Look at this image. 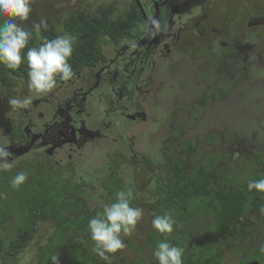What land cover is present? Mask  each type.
Instances as JSON below:
<instances>
[{"label": "flooded vegetation", "instance_id": "1", "mask_svg": "<svg viewBox=\"0 0 264 264\" xmlns=\"http://www.w3.org/2000/svg\"><path fill=\"white\" fill-rule=\"evenodd\" d=\"M103 6L123 20L115 31L123 35L104 36L95 64L56 82L54 90L61 88V94L50 91L39 104L33 99L19 119L0 122L5 136L0 144L13 153L10 178L24 169L28 189L43 187L44 193L62 195L69 211L76 202L82 212L97 211L101 204L115 202L117 192L132 188L131 206L152 217L140 246H132L127 236L122 239L130 249L150 253L127 261L118 251L108 254L106 264L136 259L152 264V247L142 248L156 231L151 225L156 214L147 203L165 187L168 159L189 154L187 141L198 156L195 149L210 151L229 167L241 158L264 160V5L256 0H105L96 12L69 9L56 22L68 13L96 22ZM0 93L9 91L0 87ZM35 107L42 111L33 116ZM140 192L145 198L138 203ZM16 197L0 192V203H8L11 213L18 210ZM31 208L36 219L39 213ZM17 226L9 217L1 227L5 242L9 235L17 236ZM60 226L38 220L28 245L10 256L9 264H43V250L61 242L50 239ZM66 253L57 248L59 261H65ZM91 262L104 264L98 256Z\"/></svg>", "mask_w": 264, "mask_h": 264}, {"label": "trees", "instance_id": "2", "mask_svg": "<svg viewBox=\"0 0 264 264\" xmlns=\"http://www.w3.org/2000/svg\"><path fill=\"white\" fill-rule=\"evenodd\" d=\"M100 13L96 22H89L85 18L80 21L73 13L64 14L58 22L47 21L46 26L41 27L39 35L33 32L28 47L38 46L44 39L50 40L57 35H68L75 37L69 60L73 72L79 71L83 65L95 64L100 40L104 36L123 35V32H115L123 20L111 16L109 6L100 7ZM2 23L3 18H0V24ZM24 26L28 29L33 27ZM26 52L27 48L23 50L25 56ZM21 78L28 79L26 61L15 71L0 64V87L4 92L10 91ZM57 81L62 80L57 77ZM186 144L189 154L168 159L163 175L165 187L159 188V193L149 198L153 203H147L156 215L171 212L176 222L174 230L171 234L153 232L142 248L151 246L154 250L160 241L167 239L172 245L184 249V264H223L222 256L226 251H232L241 264H246L251 259L264 262V252L260 251L264 246V213L261 212V208H264V193L247 190L249 180L264 179V160L260 157L249 161L241 158L229 167L227 163L223 165L218 162V158L211 155L210 151L202 153L195 149L200 155L198 156L194 149L191 150L192 141H187ZM8 174L9 172L0 173V192L7 193L9 199L17 196L13 204H16L18 210L10 213L8 203H0V229L5 227L9 217L19 223V226L16 233L18 237L11 239L12 235H9L7 242L0 233V264L13 262L10 256L17 250L23 251L28 245V238L36 222L46 219L61 225L54 236L50 237L61 242L43 250V264L46 261L51 264L50 257L56 254L57 248L67 251L65 261H59L61 264L89 263L94 256H98L92 251L95 242L88 231V222L91 217L102 212V207L94 208L97 211L82 212L81 203L76 202L73 210L69 211L63 203L62 195L44 193L47 188L43 187L28 189L31 186L29 179L18 189H13L10 184L12 178ZM78 192L75 197L80 195ZM113 202L109 200L106 204ZM32 206L39 213L36 219L31 211ZM259 226L262 230H259ZM253 238L254 243L238 244ZM103 262L107 263L105 260ZM131 264L150 263L136 259ZM152 264L158 262L153 260Z\"/></svg>", "mask_w": 264, "mask_h": 264}, {"label": "clouds", "instance_id": "3", "mask_svg": "<svg viewBox=\"0 0 264 264\" xmlns=\"http://www.w3.org/2000/svg\"><path fill=\"white\" fill-rule=\"evenodd\" d=\"M33 0H0V64L5 68L17 70L26 61L28 87L37 93L46 94L56 85L57 77L67 81L74 75L69 60L73 53L75 37L57 35L53 39H44L38 46L28 47L33 32L39 35L41 27L47 21L41 20L31 29L24 26L32 13ZM27 48L26 56L23 50ZM8 103L12 109H26L32 103V97L23 99L11 97ZM13 153L7 144H0V172H9L14 167L11 160ZM28 180L25 171H19L11 179L13 189H18ZM249 192L264 193V179H252L247 182ZM134 199V190L128 188L116 193L115 202L101 204L102 212L91 217L88 222V231L95 246L92 251L105 261H110L108 254H115L125 248L123 236H131L137 224L143 218V209L131 206ZM264 213V208H261ZM175 220L171 212L156 215L151 225L160 234H171ZM264 252V246L260 249ZM184 249L174 246L167 239L160 241L153 250V259L158 264H184ZM51 264H59V255L50 257Z\"/></svg>", "mask_w": 264, "mask_h": 264}, {"label": "rangeland", "instance_id": "4", "mask_svg": "<svg viewBox=\"0 0 264 264\" xmlns=\"http://www.w3.org/2000/svg\"><path fill=\"white\" fill-rule=\"evenodd\" d=\"M103 1L105 0H33L32 3L33 11L30 14L29 19L23 22L17 20L16 22L23 23L24 25L33 26L34 24L39 23L42 19L46 21L47 20L57 21L60 15L68 11L69 9L72 10L87 9V11L89 12H96V5L101 4ZM256 1H259L261 2V4L264 5V0H256ZM60 90L62 89L58 87L56 91L54 90V88L51 91L53 94H61ZM29 96L32 97V101L33 99H35V101H37V104H39V102L42 101L40 99H43V97H45V94L37 93L34 90H30L28 87V82H23L22 80H19V82L15 86L11 87L9 93H4V94L0 93V122L4 123L6 119L10 117L15 119H19L20 117V111H22V109H12L8 103L9 98L15 97V98L23 99ZM18 111H19V115L17 114ZM39 111H42L41 107H35L30 112H32L34 116ZM251 121H252V117L249 119L248 125L251 124ZM1 131L2 130H0V136H1L0 141H3L5 139V136H4V132ZM148 145H149V140H147L145 146ZM148 148L150 149V147ZM95 164H96L95 161H93V165ZM93 169L94 168L90 166L88 170L93 171ZM79 170L83 171L82 172L83 175L86 174L85 173L87 171L86 169L79 168ZM136 173L137 175H135L134 177L137 176L139 177V173L138 172ZM144 198L145 197L143 196V193L140 192L137 196V202L138 203L143 202ZM141 209H143V213H144L142 220L137 224L136 229L132 233V235L127 236L128 239L131 240L130 242L132 246H140L144 238V233H143L144 228L147 227V223H148L147 220H149L148 217H152V215L148 213L146 210H144V208ZM28 251L29 250L26 251L25 255H27ZM120 253L127 261H129L133 259L135 256L146 257V255H148V253L150 252H146L145 250L143 252H137L136 250L130 249L128 246H126L124 249L120 250ZM222 261L226 264H240L239 261H237L235 256L232 254V252L224 254ZM21 264H26V262L22 261Z\"/></svg>", "mask_w": 264, "mask_h": 264}, {"label": "water", "instance_id": "5", "mask_svg": "<svg viewBox=\"0 0 264 264\" xmlns=\"http://www.w3.org/2000/svg\"><path fill=\"white\" fill-rule=\"evenodd\" d=\"M248 264H258L257 262H249Z\"/></svg>", "mask_w": 264, "mask_h": 264}]
</instances>
